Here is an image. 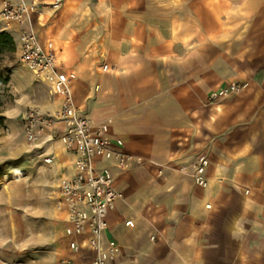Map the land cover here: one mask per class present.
Listing matches in <instances>:
<instances>
[{
    "label": "crops",
    "instance_id": "obj_1",
    "mask_svg": "<svg viewBox=\"0 0 264 264\" xmlns=\"http://www.w3.org/2000/svg\"><path fill=\"white\" fill-rule=\"evenodd\" d=\"M9 1L36 7L25 27L10 31L0 20L17 54L21 31L32 26L43 46L53 43L59 70L75 74L76 105L95 122L113 118L112 142L121 139L126 152L144 158L115 174L124 199L109 214L105 237L122 251L107 264H264V0H177L186 11L171 13L168 25L159 14L125 15L129 40L107 57L123 76L107 80L94 76V22L87 28L79 12L85 2L66 0L55 12L54 0ZM230 83L245 88L208 103ZM61 102L48 94L42 106ZM45 154L54 155L58 177L74 175L75 155L59 139ZM199 156L209 161L205 187L179 171ZM58 213L64 244L54 255L61 264L73 252ZM74 255V264H88L92 252Z\"/></svg>",
    "mask_w": 264,
    "mask_h": 264
},
{
    "label": "built area",
    "instance_id": "obj_2",
    "mask_svg": "<svg viewBox=\"0 0 264 264\" xmlns=\"http://www.w3.org/2000/svg\"><path fill=\"white\" fill-rule=\"evenodd\" d=\"M65 0H54L53 6H60ZM35 6L24 1L12 3L2 1L3 20L25 27L31 23ZM19 60L34 79L44 84L52 99L61 98L57 109L42 105H30L21 117L22 131L31 144H49L59 139L66 151L75 155L74 175L55 179L50 197L55 208L65 214L64 234L69 239L68 248L73 254L64 256L61 264H74V253L89 249L92 252L88 264H107L117 258L122 247L115 239H106L109 228L108 216L117 204L124 199L116 188L115 174L128 172L144 162L142 156L124 150V142L110 138L113 118L95 122L78 107L72 94V81L75 74L59 70L56 53L51 45L43 46L32 28L20 34ZM105 73L115 70V66L103 64ZM96 87V91L99 90ZM245 84L230 83L212 91L207 98L209 104L238 94ZM45 163L51 164L52 158ZM208 158L199 156L189 166L179 171L192 177L200 187L207 185L205 176ZM161 172V171H160ZM126 226H132L130 221ZM82 238V240H79Z\"/></svg>",
    "mask_w": 264,
    "mask_h": 264
},
{
    "label": "rangeland",
    "instance_id": "obj_3",
    "mask_svg": "<svg viewBox=\"0 0 264 264\" xmlns=\"http://www.w3.org/2000/svg\"><path fill=\"white\" fill-rule=\"evenodd\" d=\"M81 1L86 3L79 12L87 18V28L90 20L94 22V76L100 80L123 76L122 68L105 73L101 67L108 64V52L122 50L129 40L122 30L125 15L141 12L150 20L159 14L168 25L166 18L171 13L186 11V3L173 5L177 0H73L75 5ZM52 8L57 12L62 7ZM0 20L13 30L14 24L3 20L1 11ZM48 45L54 48L53 43ZM0 72L8 80L0 82V264H57L54 252L64 244L63 223L55 215L50 191L61 176L55 173L54 155L45 154L49 144L26 141L20 116L28 106L42 105L48 89L21 65L17 52L2 63ZM96 87L95 92L104 93L102 87L98 91ZM46 158H52V163H45Z\"/></svg>",
    "mask_w": 264,
    "mask_h": 264
},
{
    "label": "trees",
    "instance_id": "obj_4",
    "mask_svg": "<svg viewBox=\"0 0 264 264\" xmlns=\"http://www.w3.org/2000/svg\"><path fill=\"white\" fill-rule=\"evenodd\" d=\"M17 52V43L13 34L6 30H0V70L2 63L11 60ZM8 80L2 77L0 72V82L6 83Z\"/></svg>",
    "mask_w": 264,
    "mask_h": 264
},
{
    "label": "bare ground",
    "instance_id": "obj_5",
    "mask_svg": "<svg viewBox=\"0 0 264 264\" xmlns=\"http://www.w3.org/2000/svg\"><path fill=\"white\" fill-rule=\"evenodd\" d=\"M61 144H62V143H61ZM62 146H63V145H62ZM63 147H64V146H63ZM56 210H57V214H59L58 212H59V211H61V210H60V209H58V208H56Z\"/></svg>",
    "mask_w": 264,
    "mask_h": 264
}]
</instances>
